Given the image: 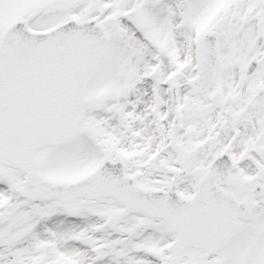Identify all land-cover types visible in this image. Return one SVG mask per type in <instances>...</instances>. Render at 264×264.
Here are the masks:
<instances>
[{
  "label": "snow or ice",
  "instance_id": "obj_1",
  "mask_svg": "<svg viewBox=\"0 0 264 264\" xmlns=\"http://www.w3.org/2000/svg\"><path fill=\"white\" fill-rule=\"evenodd\" d=\"M0 264H264V0H0Z\"/></svg>",
  "mask_w": 264,
  "mask_h": 264
}]
</instances>
